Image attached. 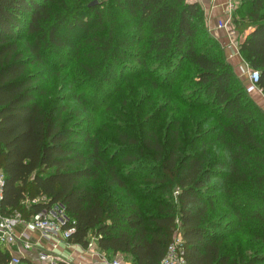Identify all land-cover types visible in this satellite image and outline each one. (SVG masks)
<instances>
[{"label": "trees", "instance_id": "trees-1", "mask_svg": "<svg viewBox=\"0 0 264 264\" xmlns=\"http://www.w3.org/2000/svg\"><path fill=\"white\" fill-rule=\"evenodd\" d=\"M93 1L0 0L1 212L61 202L71 243L133 264L177 237L187 264H264V107L202 5ZM235 1L264 93V0Z\"/></svg>", "mask_w": 264, "mask_h": 264}, {"label": "crops", "instance_id": "crops-1", "mask_svg": "<svg viewBox=\"0 0 264 264\" xmlns=\"http://www.w3.org/2000/svg\"><path fill=\"white\" fill-rule=\"evenodd\" d=\"M191 1H198L202 5L211 33L220 40L225 48L228 60L234 66L237 74L248 85L250 82L249 75L246 73L248 66L239 50V43L245 39L246 35L241 34L236 29L233 18L227 28L219 27V21L228 18V4L231 0ZM238 7L239 2L232 12V17ZM250 93L259 105L264 107V93L262 90L258 88ZM15 233L17 236L15 241L2 245L8 249L11 258L15 256L20 258V262L17 264H58L60 261L70 264H109L107 259L112 260L117 257H122L127 264H133L129 255L124 253L107 254L100 249L98 244L95 248L90 249L89 246L85 247L81 244L71 243L69 239H65L60 233L45 236L41 230L28 222L18 223L15 226ZM26 242L31 244V248L25 247ZM41 252L50 253L52 258L42 260L40 257ZM10 264L12 263L10 262Z\"/></svg>", "mask_w": 264, "mask_h": 264}, {"label": "built area", "instance_id": "built-area-1", "mask_svg": "<svg viewBox=\"0 0 264 264\" xmlns=\"http://www.w3.org/2000/svg\"><path fill=\"white\" fill-rule=\"evenodd\" d=\"M236 8V2L231 0L228 4V18L219 21L220 28H227L228 24L232 22V12ZM249 79L250 82L247 85L248 90L251 92L258 89L257 82L260 77L259 70H252L249 68ZM4 174L0 171V201L3 195L4 186ZM70 219L65 212V207L61 202L53 205L49 212H39L35 214L30 220H26L22 217L20 212H16L14 215H5L1 212L0 208V244H6L13 242L17 239L15 233V226L20 222H28L35 228L41 230L45 236H51L53 234L60 233L65 239H69L72 232L75 231V227L64 228L63 226ZM97 245V239L89 243V248L93 249ZM26 248H31L29 242L25 243ZM40 257L42 260L51 259V254L47 252H41ZM20 262V258L15 256L12 258L11 263L17 264ZM109 264H127L122 258L117 257L112 260H108ZM161 264H187L184 250L181 246V239L177 237L175 241L170 245L166 256L163 258Z\"/></svg>", "mask_w": 264, "mask_h": 264}, {"label": "rangeland", "instance_id": "rangeland-1", "mask_svg": "<svg viewBox=\"0 0 264 264\" xmlns=\"http://www.w3.org/2000/svg\"><path fill=\"white\" fill-rule=\"evenodd\" d=\"M91 1H93V0H91ZM97 4H101L102 2H103V0H97ZM70 35V34H69ZM77 35L80 37V32H78L77 33ZM246 68V67H245ZM249 71H250V69H248V67L246 68V73L249 75ZM121 100H122V98H121ZM115 106V105H114ZM109 112H107V114H108ZM106 120H108V119H110V117H108V116H105L104 117ZM89 119V117L87 116L86 117V120H88ZM101 132L102 133H104V134H106V135H112L113 133L111 132V130L109 131L108 129H107V127H103L102 129H101ZM114 135V134H113ZM120 258H122V257H120ZM123 259V258H122ZM124 260V259H123ZM125 261V260H124ZM126 262V261H125Z\"/></svg>", "mask_w": 264, "mask_h": 264}, {"label": "water", "instance_id": "water-1", "mask_svg": "<svg viewBox=\"0 0 264 264\" xmlns=\"http://www.w3.org/2000/svg\"><path fill=\"white\" fill-rule=\"evenodd\" d=\"M97 3H98L97 0H94L93 2H91V5L97 4Z\"/></svg>", "mask_w": 264, "mask_h": 264}]
</instances>
